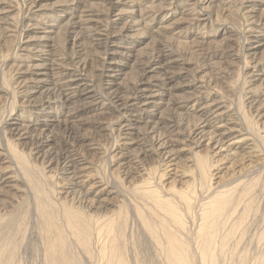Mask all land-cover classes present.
Instances as JSON below:
<instances>
[{"label":"bare ground","instance_id":"bare-ground-1","mask_svg":"<svg viewBox=\"0 0 264 264\" xmlns=\"http://www.w3.org/2000/svg\"><path fill=\"white\" fill-rule=\"evenodd\" d=\"M88 1H97V2H101V3H109V4H111L112 7L109 9V11H107V13L105 12L106 13V16H107L106 20L107 19L108 20L107 21L99 20V19H97V17H98V15L100 13L98 14L95 11H92V10H81V11H78L77 8H76V6H75V7H72L73 8V12L70 15V18L68 19V21H66L67 22L66 23V27L63 28V29L61 28V29L62 30L66 29V32L68 34L67 37H68L70 43H73V45H76L77 46V45H79L77 43H81L83 40L86 41L85 39H91V40L93 39L92 40L93 41L92 43L94 45H96V46H105L106 49H104L103 53L101 52V50L99 51V52L102 53V57H99V55H98V53H99L98 52V48H97V52L98 53H94L93 55H90V56L89 55L84 56V54H81V52H83L82 49H81V47H79L80 48L79 49L80 56L79 55H74V57H71L70 59H68L70 62L67 63L66 62L67 61L66 58L68 57L67 54H65V51L63 52V51L58 50V46H56V44L54 42V37H53L54 34L55 35H58L59 34V36L64 35V34L61 33L60 31H59V33H56L55 30H47V28H45L44 31H43L45 35L43 36V38H41L42 41H43L42 42V44H43L42 45V48L41 47L40 48L37 47L36 49H33L32 52L29 51V53H30L29 54L30 55L29 58L32 59V60H34L35 62H33V64L30 63L28 66H25L26 70H24L23 73H22V74L30 75V76H25L24 75V79L25 80L23 79V81H22V83L24 85L23 86L24 87V90L22 92H23V95L27 96V98H29V97L33 96L35 93H37L40 88H44L45 91H47V93H46L47 96L45 98H49L48 100H51V99L54 100V98H55L56 100H58V102H59L58 104H60L63 107H68V112H67V114L65 116V121L62 122V126L64 127V131L63 132H65V136H63L64 139H62L61 141L57 142V140H59V138H57V136H58L59 133L57 134L56 132H53L51 130L48 131L49 130L48 127L51 124L50 122L56 121V117L55 116H56V113L57 112L56 113L55 112L54 113L51 112V114H48V113H46V114L45 113H39V114H41V116L39 115L40 118H35L33 120L31 118H29L28 121L27 120L24 121L21 118L20 119H14L15 121H13V123L11 122V125H9L10 128L9 129L7 128V130H8V132H10L12 134L10 136L15 137V139H16V137L22 138V139H29L31 137L33 139V137H34L36 139L35 140L36 149H38L37 154L42 153V151L44 150V148L49 147L47 150L43 151L42 155L39 154V156L41 155L40 157H43L44 156L45 158H47L48 159L47 160V163L49 165L54 164L55 165V168L59 169V171H61V172L64 173V180H65V182L67 183L68 186H66V187L64 186L65 187L64 188V191L63 190H61V191H63V194L66 195L65 196L66 198L67 197H71V199H73V201L71 200L72 203L75 202L74 200H77L76 203H78V207H82V208L88 209L89 210V213L87 212L88 214H90V212L94 211L95 213L96 212L99 213V214H97L99 216L100 215L108 216L106 218L104 217V219H108L109 218V214H110V217H111L115 212L113 214H111L112 212L111 211L109 212V207H112L114 205L113 203H114V199L115 198L113 196V190H110V187L107 184V181L104 184L101 181L92 183L87 188L86 192H83L82 191L84 189V187H85L86 180H88L89 178L86 179V175L87 174H84V171L86 170V167L87 166H86V164L84 162L85 159L84 158H83L84 160L82 159L83 155H82L81 151L82 152L83 151L86 152V149H84V148H86L89 145V141H90V136H89L90 135V132L88 130H86V129H83V127L86 126V125H89V124H91V126H97L98 128H100V126H98L99 124L96 123L95 121L89 122L91 120H89L88 118L87 119L89 121L78 122L79 124L78 123H75V119L78 118L85 110H87V108L89 107V105H92V106H95V104L96 105H99V104L102 105V103H100V101L99 102L97 101V97L95 96L96 94H93L97 90L94 89L95 90L94 92H92L91 90H89L90 87L88 86L89 85L88 82H89L90 77H87L86 74H85L87 72V70L89 69V71H88L89 74L92 75V77H97L98 75H95L93 73H95V71H98V70L96 68H93L92 65H93V62L96 61L95 59H97V58L98 59L99 58L102 59V63H101L102 64V66H101L102 69L100 70L99 76H102L103 74H104L103 76H105V78L103 79L104 80L103 81V90L105 92V97H107L108 100H109L108 101L109 102L108 104L112 105V107H109V110H107V108H106V110L109 111V112L110 111L111 112H113V111L114 112H117L119 114L118 116H121L122 117L121 120L118 119V118L117 119L115 118V120H116L117 123L116 124L114 123V124L116 125V129H118V131H120V133L122 134V136L123 135H124V137L126 136V140L127 141H130L129 143H125V144H130V145L131 144H133V145H139V144H141L140 147L143 148V147L146 146V144H145V142L143 140H146V141H148V143H150L152 149L154 147L155 149H157V151L160 152L159 155L162 156L163 160L165 162H167V165H168L167 166V170L168 171L166 170V172L164 171V173L161 174L162 176H160L159 179H161V180L159 182L156 179V177L154 178V179L157 180V181L154 180L155 182H158L157 184L154 181H152V182H154L155 185H152V183L150 181L148 182V180L150 178L152 179V175L154 177V174H152L154 172L151 171V174L152 175H150V171H148V173L150 175V176L149 175L148 176L150 178L147 179L148 176H146V178H145L144 181H139L138 182V184H140L138 188L135 186L137 188V190H136V193L137 194H135V195H137L138 197H135L134 196V199L135 198H138L140 200V202L142 201L143 205L145 206L143 208H145V209L148 208L147 209L148 211H147V213H144V210L145 209L140 208L141 204L140 205L139 204L138 205H135L136 204L135 203L134 204L135 206L133 204L131 206H132V209L133 208L135 209L134 210L135 211L134 212L135 215L140 219V220H137V219L136 220L137 221H140V224H141L142 229H143L142 234L144 235V237L146 239L149 240V242H152V243H149V242H147V240H145L143 238V242H142V239H141V243L140 244H143V243L144 244H147V243H149L148 244L149 247L150 246L152 247V245H150V244H154V246H156L158 248V250L160 251L159 254L162 255L161 257H163L165 259V262L166 263L163 261L165 264H219V262H221L222 259L225 258L229 254L226 251L227 250L226 245H227V241L231 239L230 233L233 230L230 231V233L227 232V234H222V232H220V231H221L222 227L225 225V222L226 221H229V220H226L229 217V216L227 217L226 213H229L228 212V210H229L228 207H230L229 205H232V204H230L231 201L232 200H233V202H234V200L237 201L236 199H232V196L235 195V194H233V192L235 190H232V189H234L233 187H232L231 190H225L227 188L224 189V187H223V189L225 191H223V192H220L219 191V194L218 195L215 194L216 196H212V197L211 196H208L209 198L208 197H206V198H203L202 197V199H201V196H198L201 199L199 201L196 200V199H194V195H200V194H198V190L199 189L201 190L202 193H208V192L211 191V189L214 190V188L216 190H220L217 187L218 186H221V184H224V181H222V180L225 179V177L227 175H229L231 172L230 173H227V171H226L224 174L218 176V174H220V172L216 173L215 171L218 170V168H219V165H220L219 162L222 161V160H223V162H225L224 160L229 159L231 156H234L235 155V152H233V150H236V148L237 149L243 148L242 147V144H239V143L240 142H245L247 138H244V139H241V140H235L234 139L227 146H225L226 145V142L225 141H226L227 136L234 135V133H236V132L239 133L240 130H241L240 129L241 127L239 128V131H238V129H237L238 128V126H237L238 124L236 122L235 115H231L230 112H229L230 109H228L226 107L227 105L225 106L224 105L225 103L222 104V102H221L222 100L219 101L218 99L213 98V96H212L211 93H208V96H203L202 95L203 92H201V91L198 90L197 91V94H195V95L193 93H190L189 92L190 95H187V96L185 95L186 97L184 96L185 98H183L182 100H174V99H171L170 98V96H169L170 94H168V93L170 92V90L173 87H171V86L169 87L168 85H170L171 80L173 78H175L177 74H184L183 73L184 70L188 71V66H186V65L189 64V62H186L187 60L186 61H182L181 60L182 57L178 54L179 52H177V51L174 50V46L175 45L173 46L172 45V42H174L175 39H166L167 41L165 43L162 42L161 44L159 43L160 45L157 44L155 47H153L152 50H150L147 53H144L145 55L144 56H141V57H140V55L138 53H136L134 55L133 52H132V48L129 47V46H126L128 44L127 41H129V40H126L125 41L126 44L123 43L124 42V38H129V36H132V35H133L132 37H134V36H139L140 37L143 33L145 34V32H147L148 29H151V26L153 25V23H155V19L153 18L155 15L152 17L151 20H150V18L149 19H144L145 16L143 18H141V19L140 18H137V15L138 14H140L139 17H141V10L139 11L140 13H138V10L135 8L137 6L134 5V3L136 4V1L135 0H88ZM207 1H209V0H207ZM211 1H213V0H211ZM256 1L257 0H245V2H244V6H246L245 7V11H246L247 17H248V21H247L248 22V27H250L249 28V32H248L250 35L247 37V40H246L247 43H248V46L246 47V52L245 53H247V56L252 57L253 59H256L255 60V63H254L255 66H253V67L258 72V74L254 73V72L253 73L251 72L252 74L251 73L250 74L248 73V75H249L248 77L251 78L250 79L251 82H252V80L253 81H256V82L257 81H260L263 78L262 76H264L263 75L264 74V70H263V67H264V63H263L264 62V49H263V47H264V30H262V27L264 28V11L259 15V13H258V6L256 4ZM86 2H87V0H78V1L74 0V3H82V4H85ZM7 3H9V2H7ZM121 4L130 5L131 8L128 9V10H126V9L125 10H123V9H120L119 10L118 7ZM209 5H211V4H209ZM159 6H157L158 8L156 7L158 9L157 11H159V8H160V10L164 9V8H162L163 6L162 7H159ZM97 7H99V6H97ZM99 9H100V7H99ZM99 9H98L99 12L100 11L103 12V10H99ZM117 10H119V11L116 12ZM151 11H153V10H151ZM155 11H156V9H155ZM144 12H145V10H144ZM142 14H143V11H142ZM123 15H125V16L127 15V17H126L127 20L124 21L122 23L121 27H120V24H121L120 21L122 20L121 17ZM156 16H157V14H156ZM203 16H204V14L203 13H200L198 16H195L194 19H192L190 22H192V24H194L193 22H197V21L198 22H202V21H205V18L206 17L203 18ZM247 17H245V18L247 19ZM58 22H59V20H58ZM161 23H159V24H161ZM49 25L50 26H53L51 23ZM156 25H158V24H156ZM8 27H7L6 30H8V32L9 31L11 32L13 30V28L11 30V29H8ZM203 27H204V25H203ZM58 30H60V28ZM159 30H160V27H159ZM2 32H4V30ZM13 32H14V30H13ZM60 33H61V35H60ZM188 34H189V32H188ZM13 35H15V34H13ZM180 35H178V36H180ZM178 36H177V38H178ZM182 36H184V35H182ZM16 38L14 37V40L13 41H15ZM66 38H64L63 40H65ZM60 39H61V37H60ZM58 41H59V39H58ZM196 41L197 40H195V42ZM190 42L192 43V41H190ZM66 43H67V41H66ZM62 44H64V43H62ZM87 44H89V43H87ZM91 44L86 45V46L89 47ZM177 44L178 45H176V46H179V41H178ZM193 45H194V42H193ZM197 45H199V44H197ZM201 45H203V43ZM63 46H65V44ZM82 47H84V46H82ZM191 47H193V46H191ZM77 49H76V51H77ZM211 50H212V48H211ZM215 50H217V49H215ZM192 51H194V50H192ZM207 51L209 52V50H207ZM207 51H204V52H207ZM244 51H245V49H244ZM71 52H72V50H71ZM189 52H191V51H189ZM198 52H199V50H198ZM183 54H184V52H183ZM196 54H198L197 53V50H196ZM260 54H262V56L259 57ZM32 55L34 57H32ZM234 55H235V53H234ZM113 56H115V57H113ZM196 58H197V56H196ZM200 58L202 59V57H200ZM244 58H248V57L245 56ZM194 59H195V57H194ZM130 60H132V61L135 62V65L137 66V69L139 70V71H137L138 72V75H136L137 77L135 76L136 79L133 80V82H131L132 84L130 86L127 84L128 85L127 87L121 88L122 85L121 84L120 85H117L116 81H117L118 76L121 74V72L123 70L121 68V66L126 65L127 62L130 61ZM247 61H246V64L248 65V62ZM90 62H92V63H90ZM249 62H250V60H249ZM198 64H200V63L198 62L197 65ZM226 64H227V62H226ZM203 65H204V63H203ZM216 65L217 64H215V66ZM215 66H213V67H215ZM249 67H250V63H249ZM201 68H202V66H201ZM202 69H201V71H202ZM240 70H241V68H240ZM191 71H192V69H191ZM197 71H200V70H197ZM194 73H199V72H194ZM240 73L242 75V72L241 71H240ZM194 76L197 78V74H195ZM213 76H215V75H213ZM238 76H239V74H238ZM97 79H100V78L98 77ZM199 79H201V78H199ZM100 81L98 82L99 84H101ZM219 81H220V79H219ZM245 81H244V84H247V83H245ZM190 82L188 81V83H190ZM226 84H227V82H226ZM216 85H217V83H216ZM262 85H264V84H260V87ZM97 88L99 89V87H97ZM209 88H210V86H209ZM246 88H248V87H246ZM263 89H264V86H263ZM213 90H214V88H213ZM257 90H259V89H257ZM203 91H205V90H203ZM217 91H219V89ZM244 91H245V89H244ZM246 91H248V93H249V90H246ZM214 93L216 94V92H214ZM263 94H264V92H263ZM40 95H39V97H40ZM101 95H104V94H101ZM251 95H252V93H251ZM176 96H177V94H176ZM176 96L174 95V97H176ZM263 96L264 95H262L261 97H263ZM76 97H78L77 100H76ZM244 98H245V96H244ZM74 99H75V101H73ZM223 99L225 100L226 97L224 96ZM252 99H254V100L252 102H250V105H251L250 108L253 107L252 109H254L255 112L257 113V115H259L263 119V117H264V97H263V99H261V98L257 99V98L252 97ZM41 101L42 100H40V102ZM96 101H97V103H96ZM239 101H240V99H239ZM24 102H27V100H25ZM226 102H227V100H226ZM228 102H229V100H228ZM242 102L244 103V101H242ZM29 104H30V102H29ZM33 104H35V103H33ZM37 104H39V103L37 102ZM103 104H104V102H103ZM40 105H42V104H40ZM44 105H46V103H44ZM190 105L192 106V108L189 110V113L190 114H188V115H185V113L184 114H181V113L179 114V112L177 113V112H175L172 109L173 106H176L177 109H179L180 107L188 109V107ZM230 105H232V104H230ZM250 105H248V106H250ZM104 106H106V105H104ZM159 106H161L162 108L164 106H166V111L167 112L168 111H171V112H168V115H169L168 116L169 117L168 119H164L163 116H159V115H161L160 114L161 111L160 112H156L158 110ZM170 106H172L171 109L168 108ZM101 108H103V107L101 106ZM100 110H102V109H100ZM239 110H240V108H239ZM242 110L243 109H241V111ZM241 111H239V112H241ZM244 111H245V109H244ZM31 112H32V110H31ZM236 112H238V111H236ZM243 114H244V112H243ZM157 115L159 117H157ZM239 115H241V114L239 113ZM114 116H117V115H114ZM153 116H154V118L157 121L150 120L151 118H153ZM241 117L240 118L237 117V118H239V120H242ZM245 117H246V115H245ZM108 118H110V116H108ZM248 119H250V116H249ZM251 119L249 120V122L251 121ZM73 120H74V123H73ZM243 120H244V118H243ZM59 122L60 121H58V123ZM106 122H107V120H106ZM254 122H253V124H254ZM244 124L245 125H243V126H247L246 122ZM107 125H108V123H107ZM250 125L251 124H249V126H247V127L249 128ZM256 125H253L251 128L255 129L254 126H256ZM55 126L53 125L52 127H55ZM183 128L185 130L188 129V134L186 133L187 134L186 138L185 137L184 138H180V136H179L180 133H181L180 130L183 129ZM258 128H261V127H258ZM37 129H40V130H37ZM246 129H244V130H246ZM53 130H54V128H53ZM92 131H94V130H92ZM261 131H262V129H261ZM252 133H256V132L254 131ZM95 134L97 135L98 133H95ZM239 134H243V133H239ZM260 134H261V132H260ZM61 135H63V134H61ZM4 136H5V134H4ZM132 136H136V137H132ZM261 136H259V137H261ZM255 138H257L256 141L259 144L260 143H261V145H262V143L264 144V138L263 137H261V139L259 140V138L256 137V135H255ZM255 138H254V141H255ZM114 139L116 140L117 137L115 138V136H114ZM250 139H252V138H250ZM55 141L58 143V147H57L56 150H54V151L51 152V150H52L51 143H54ZM117 141H118V139H117ZM254 141H253V143H257V142H254ZM116 142L114 144H116ZM188 142H190V145H194V148H196V149H202L203 148L202 150H200V151H203V154H200L199 155V152L200 151L198 150V152L196 151V153L194 155L195 156V159H197L196 161L194 160L196 162V163L194 162L195 165H196V168H195V166L193 167V168H195L197 170V174H195L197 176L194 178V175L192 174L193 175V178H194V181H188L190 178L188 180H185L184 181V179L182 178L183 176H181L182 174L179 175V172L177 171L178 169L176 170V166L181 161V155L183 154V152H184L183 150L185 149L184 147L182 148V146H183V144H185L186 146H188L189 145V144H187ZM14 143H16V142H14ZM27 143H28V141L26 142V144ZM90 144H92V143H90ZM112 146H114V145L112 144ZM6 147H5V149L8 148V147L7 148ZM149 147L146 150L145 149H139L138 148L139 151L141 152L140 155L142 157H144V158L147 157V154L146 153H148ZM94 148H95V146H94ZM96 148H99V147H96ZM9 149H10V151H12L10 147H9ZM122 149H124V148H122ZM247 149H251V148H249V146H247ZM247 149H246V147H244L242 150L245 151V153H246V150ZM13 150H16V149H13ZM105 150H104V152H106ZM262 150H263V148L261 149V151ZM6 151H8V150H6ZM109 151H108V153H109ZM14 152H16V151H14ZM101 152H102V150H101ZM101 152H100V154H102ZM222 152H227L228 154L226 153L224 155V153H222ZM3 153L6 154L5 152H3ZM106 153H104V154H106ZM116 153H117V151H116ZM193 153L194 152H192L191 154H193ZM240 153H242V152H240ZM240 153H239V155L241 156ZM4 154H3V156H5ZM97 154H99V153H97ZM127 154H128L127 152L126 153L119 152V156L121 158H122V156L125 157V155H126V157L124 158V161L125 162H123V160H122L119 163V166H117V168L118 167L123 168V167H125V165L128 167L130 161H129V155L127 156ZM243 154L244 153H242V157L244 158V155ZM84 155H85V153H84ZM102 155L100 157H102ZM134 155H138V154H134ZM155 155H156V152H155ZM253 155H254V153H253ZM94 156H95V154H94ZM106 156H108V155L106 154ZM150 156H152V155H150ZM190 156H192V155H190ZM194 156H193V158H194ZM219 156H222V158L220 157L221 160L220 159H216ZM255 156H256V154H255ZM136 158H138V157H136ZM10 159H12V157H10ZM98 159H99V162H100L101 161L100 158H98ZM152 159L155 160L154 158H152ZM184 159H186V158H184ZM89 160H90V157H89ZM130 160H132V159H130ZM140 160H142V159H140ZM149 160L152 161L151 159H149ZM156 160L158 161L160 159H158V157H157ZM188 160H190V159H188ZM249 160H250V158H249ZM36 161H37V159H36ZM143 161L144 160H142V162ZM233 161L234 160H232L231 162H233ZM242 161H243V159H242ZM13 162H14L13 164L16 163L15 161H13ZM152 162H155V161H152ZM6 163H11L12 164V162H9V161H5V163L3 162V164H6ZM41 163L43 164V161ZM138 163H140V162H138ZM147 163H145V164H147ZM159 163L160 162H158V164ZM234 163L235 162H233V164ZM108 164H110V163H108ZM113 164H115V163H113ZM237 164H239V163H237ZM261 164H260V166H262V165L264 166V164H262V165ZM190 165H188L189 166V170L192 167V165H191V167H190ZM98 166H100V165L98 164ZM161 166H160V168H161ZM13 167L16 168V166H13ZM93 167L94 166H92V168ZM109 167H111V165L108 166L107 168H109ZM141 167H143V166H141ZM154 167L155 166L153 165V168ZM172 167H174V168H172ZM184 167H182V168H184ZM255 167H253V171L256 170V169H254ZM1 168H2V166H1ZM88 168H89V166H88ZM94 168H96V167H94ZM129 168L132 169L131 167H129ZM150 168L152 170V167H150ZM164 168H162V170ZM226 168H225V170H228L229 169V168H227V169ZM242 168H244V167H242ZM6 169H7V166L6 167L4 166L3 169H0V170L1 171H6ZM37 169H38V167H37ZM119 169L120 168H118L117 170H119ZM240 169H241V167H240ZM189 170H187V171H189ZM37 171H39V169ZM98 171H99V167H98ZM137 171L140 172V174H141V171H139V170H137ZM190 171H192V170H190ZM253 171H251V172H253ZM257 171H258V168H257ZM247 172H250V171H247ZM3 173L4 172L0 173V174L3 175L2 178H1V182H0V195H4L6 193H7L6 195H8L9 194V191H12V190H15L16 189V187H15V186H17V184H16V178L13 177V176H11L12 174L11 175L4 176ZM108 173H110V175L112 176L111 173L114 174V171L113 172L110 171ZM116 173H115V175H116ZM135 173H137V172H135ZM145 173L146 172H144V174ZM157 173H158V175L160 174L159 172H157ZM157 173H155V174H157ZM182 173H184V172H182ZM39 174H41L40 171H39ZM121 174L118 173V175H121ZM243 174H242V176H243ZM16 175L18 176V174H16ZM107 175H109V174H107ZM110 175H109V177H111ZM141 175H142V177H145L143 174H141ZM230 175H229V177H230ZM232 175H233V173H232ZM245 175H246V172H245ZM251 175H252V173H251ZM166 176H167V178H166V180L164 179L165 180L164 181L163 180V177H166ZM189 176H191V173H190ZM117 177L119 178L120 176H117ZM99 179H101V176H100ZM115 179L116 178H114V180ZM129 179H130V181L134 182V180H131L132 177L129 178ZM133 179H136V178H133ZM237 179H238V177H237ZM246 179H249V178H246ZM116 180H115L114 184L116 182L120 184L121 182L124 181L123 179L120 180L121 182H118V180L117 181ZM214 180H216V181H214ZM243 181H245V180H243ZM135 182L137 183V181H135ZM188 182H190L191 185L189 184L190 186H188V185L185 186L186 187L185 190H187V188H189L188 190H190V191L192 190L191 192L188 191L189 193H182L183 190L180 191L181 189H179V188L176 187L177 183H180L181 185H184V184L186 185V184H188ZM26 183H27V181H26ZM53 183H56V182H53ZM119 184H117V185L119 186ZM138 184H136V185H138ZM54 185H56V184H54ZM59 185L60 184H58V186ZM127 185L129 186V182H127ZM225 185H227V184H225ZM234 185L235 184H233V186ZM236 185H238V184H236ZM114 186H116V185H114ZM114 186H113V188H114ZM126 186H125V188H126ZM230 186H232V184ZM246 186L244 185L245 189H246ZM40 187L41 186H39V188ZM45 187H47V186H45ZM135 187L132 188V189H135ZM227 187H228V185H227ZM116 188H118V187H116ZM118 189H121V188H118ZM53 190H52V192H53ZM123 190L124 189H122V191ZM252 190H254V189H252ZM245 191L247 193L250 190L249 191L248 190H245ZM42 192H43V190H42ZM59 192H58V194H59ZM124 192H127V190L124 191ZM129 192H128V194H130ZM35 193L36 192H34V194ZM238 193H239V191H238ZM55 194H57V193L55 192ZM118 194H120V192ZM118 194H117V196H118ZM9 195H12V193L9 194ZM49 195L52 196V194H49ZM252 195H251V198H252ZM43 196H45V194ZM43 196H36V199L38 200V202L40 200V199H38V197H43ZM130 196L132 197V195H130ZM206 196H207V194H206ZM120 197H122V195ZM47 198H46V200L48 201L50 198H48V199ZM245 198H246V196H245ZM51 199H52V197H51ZM55 199L58 200V198H55ZM2 200H5V199H2ZM37 200H36V202H37ZM119 200H121V199H119ZM119 200H117V201H119ZM129 200H132V199L129 198ZM193 200H195V201H193ZM238 200H240V197H239ZM241 200H243V198ZM5 201H7V200H5ZM42 201H40L41 203H38V204H40V206H41V210H40L41 213L40 214H43V215H41V218H44L46 220V227H47L46 232L49 235H52L53 236L52 239L55 237V240L54 241L51 240V242L49 243L50 244V248L47 245V248H49V250H48V252H49L48 253V256L50 257V261H52V264H81L83 261L80 262V259H82L83 257H81L78 260L79 263L76 262L77 260H75V258H74V256H75L74 255V252H72L73 249H71V248L76 247V246H73V245H77L79 248H81L82 252L84 251L83 252L84 254H85V252L87 254L90 251H92L93 250L92 248L98 249V252H97V250H94V251H96L98 253L97 256L99 258H101V260L102 259L103 260H106L107 261V264H127V261H129V259L132 258V257H130V258L128 257L129 259L127 261H126L127 258H125L126 251L124 252V249L126 248V246H124L125 244H123V242L124 243H126V242L123 241V236H124V230H125L124 227H125V225L127 223V216L128 215H126V213L123 212L124 211L123 209L117 211L116 214H114L115 217H116V219L114 217V220H113V217H112V221H111V219L109 221L106 220V222L108 221V223L105 222V224H104L103 223V221H105L104 219H102L103 221H101L100 219H99V221L97 219H96V221H93V220H95V219H92V216L91 215H93V214H90V215H88L87 218H85V216H87V215L84 214L85 215L84 216L81 211H79V210L78 211L68 210V209H66L68 207H66V205H65L66 208L65 207L64 208L66 210L65 209L58 210V211H63V210L65 211V215H63V214H62L63 216L61 215L62 216V219L64 217V220H60V221H63V222H59L58 221L59 219H56L55 218L56 215L53 212L55 210L53 209V211H48L47 209L49 207H47V205L48 206H50V205L49 204L46 205ZM50 201L51 200H49V202ZM59 201H63V199L62 200H59ZM59 201H58V203H61ZM243 201L245 202L246 200H243ZM64 202H65V199H64ZM64 202H62V203H64ZM136 202H138V201H136ZM196 202H199L198 203V207H200L199 208L200 209V212L198 213V215H197V213L194 212V208L197 207V203ZM241 202L242 201H240V203ZM50 203L52 204V202H50ZM58 203L55 201V204H58ZM122 203H124V202H122ZM253 203L254 202H252V205H253ZM33 204H35V203H33ZM55 204H53V205H55ZM237 204H236V206H237ZM247 204H251V203L250 202L249 203L247 202ZM38 206L39 205H37V207ZM40 206H39V208H40ZM55 206L56 207L59 206V208H60V205H55ZM63 206H64V204H63ZM63 206L61 204V207H63ZM178 206L179 207H183L184 213H183V210L182 209H181L182 211H180L178 209ZM246 206L248 207V205H246ZM74 207H76V209H77V206L76 205ZM251 207H253V206H251ZM120 208H121V206H120ZM234 209H237V208H234ZM243 209H245V207ZM33 210H34V208H33ZM36 210H37V208H36ZM127 210H128V208H127ZM231 210L233 211V209H231ZM84 211H86V210H84ZM103 212H104V214H103ZM35 213L38 216L39 210H37V212L35 211L34 214ZM84 213H86V212H84ZM243 213H244V210H243ZM58 214H60V212H58ZM129 214H130V210H129ZM230 214H232V213H230ZM244 214H242V215H244ZM235 215H237V214H235ZM42 216H44V217H42ZM186 216H190V219H192L193 216H197L196 218L200 219V221L202 223L201 225L197 223L198 225H200V228L196 232V234L194 233L195 235L193 237V239H194L193 241L191 239L192 237H189L185 233V224H187L185 221H187V220H184V218ZM232 216H234V215L233 214L230 215V217H232ZM38 217L40 218V216H38ZM59 217H60V215L58 216V218ZM131 217H134V216L132 215ZM35 218H36V215H35ZM39 218H38V220H42L41 218L40 219ZM94 218H99V217L97 216V217H94ZM196 218L194 217V220ZM234 219H237V218H234ZM248 219H249V217H248ZM0 220H1V218H0ZM196 222H198V221H196ZM196 222H195V224H196ZM230 222H232V221H230ZM239 222L241 223L242 221L240 220ZM3 223H5V222H3ZM59 223L60 224L62 223V224L60 225ZM101 223H103V224H101ZM191 223H192V220H191ZM242 223H244V221ZM135 224H137V222H135ZM245 224H246V222H245ZM4 225H7L8 226L7 228H11L10 225H8V224H4ZM131 225H134V224H131ZM192 225H194V223ZM248 225L249 224H247V226ZM239 226H237V227L240 230H242L241 229L242 227L240 226L241 227L240 228ZM194 227L197 228L196 225ZM194 227H193V229H194ZM231 227L234 228V226H232V225H231ZM40 228L43 229L42 227H40ZM243 228H245V227H243ZM137 229L139 230V228H137ZM246 229H247V227H246ZM9 232H10V230H9ZM41 232H40V237L42 238L43 234H45L46 232L43 231L42 232L43 234ZM126 232L128 233L127 230H126ZM188 232H190V231H188ZM0 233H1V230H0ZM11 233H9L8 235H10ZM239 233H240V231H239ZM245 233H246V231H245ZM3 234L4 233L2 231V235L1 236H3ZM67 235H69L70 237L68 238ZM191 235L193 236V234H191ZM234 235H235V233H234ZM263 235H264V233H263ZM7 236H5V241H4L5 244H6V241H9L8 240L9 238L8 239L6 238ZM10 236L12 238L13 235H10ZM45 236H47V234ZM130 236L131 235H129L128 237H130ZM49 237L51 239V236H49ZM259 237H261V236H259ZM13 238H12V240H13ZM46 239H47V237H46ZM46 239H44V240H46ZM50 239H49V241H50ZM234 239L235 238H233L232 240H234ZM12 240H11V242H12ZM44 240L42 238V241H44ZM243 241H244V239H243ZM2 244H4V243L3 242L1 243L0 249L3 250V248H1V247H3L4 245L2 246ZM235 244H237V243H235ZM130 245H132V244H130ZM228 245H231V246L233 245L234 246V243H232V244H229L228 243ZM238 246H239V243H238ZM238 246H236V247H238ZM127 248H128V246H127ZM70 249H71V254L73 253V255L70 254ZM130 249H128V250H130ZM231 249H233V248L231 247ZM4 250H5V248H4ZM76 250H78V251H77V254H76V252H75V254H76V256H78L79 255L78 253H80L79 252L80 249L77 248ZM131 250H130V252H131ZM238 250H240V248L237 249V252L236 253H238ZM228 251L230 252V249ZM235 251H233V252H235ZM243 251H245V250H243ZM96 252H95V255H96ZM225 252H226L227 255H224ZM92 253H94V252H92ZM3 254L5 255V253H3ZM246 254L244 253L243 255H246ZM81 255H83V254L81 253ZM127 255H126V257H127ZM231 255H229V256H231ZM86 256H84V257H86ZM158 256H160V255H158ZM2 257H5V256H2ZM257 257L259 259V256H256V259H257ZM6 258H9V257H6ZM227 258H228V256H227ZM247 258H248V256H247ZM97 259L98 258H96V260ZM132 259H134V257ZM132 259H130V260H132ZM154 259L155 258L153 257V260ZM250 259H251V257H250ZM1 260H3V259H1ZM45 260H47V258ZM224 260H223V262L225 263L226 261H224ZM47 261L49 262V260H47ZM88 261H89V259H88ZM98 261L99 260H97V262ZM133 261H132V263H133ZM233 261H236V260H233ZM256 261H259L258 264H264V255L260 258V260H256ZM136 262L138 263V261L135 259V263ZM159 262L160 261H158V263ZM163 262L161 261L160 263L164 264ZM241 262H243V261L241 260ZM95 263H96V261H95ZM2 264H3V262H2Z\"/></svg>","mask_w":264,"mask_h":264},{"label":"rangeland","instance_id":"rangeland-1","mask_svg":"<svg viewBox=\"0 0 264 264\" xmlns=\"http://www.w3.org/2000/svg\"><path fill=\"white\" fill-rule=\"evenodd\" d=\"M76 1H78V0H76ZM135 1H136V4L134 3V5L137 6L135 8L138 10V13H140L139 11L141 10V17H139L140 14H138L137 15V18H140L141 19V18H143L145 16L144 19H149L150 18V20H151L152 17L155 15L153 18L155 19V23L158 24V25H156L155 23H153V25L151 26V29H148L147 32H145V34L143 33L140 37L139 36L132 37L133 36L132 35V36H129V38H124V42L123 43L126 44L125 41L126 40H129V41H127L128 44L126 46H129V47L132 48V52H133L134 55L136 53H138L140 55V57H141V56H144L145 55L144 53H147L150 50H152L153 47H155L157 44H159V43L161 44L162 42L165 43L167 41L166 39H175L174 40L175 43L172 42V45L173 46L175 45L174 46V50L177 51V52H179L178 54L182 57L181 58L182 61H186L187 60L186 62H189V64L186 65V66H188V71L184 70L183 71L184 74H177L176 77L171 80L170 85H168L169 87L171 86V87L174 88V89L172 88L170 90V92L168 93V94H170L169 95L170 98L171 99H174V100H182L187 95H190V93H193L194 95L197 94V91L198 90L201 91V92H203V94H202L203 96H208V93H211L212 96H213V98L218 99L219 101L222 100L221 101L222 104L225 103L224 105L225 106L227 105L226 107L228 109H230L229 110L230 114L231 115H235L236 122L238 124L237 125L238 126V128H237L238 131H239V128L241 127L240 128L241 130H240L239 133H243V134H239L238 132H236V133H234V135L227 136L226 141H225L226 142V145L225 146H227L234 139L235 140H241V139L247 138L245 142H240L239 144H242V147L243 148L246 147V149H247V146H249V148H251V149H247L246 150V153H245V151L242 150L243 148H240V149H237L236 148V150H233V152H235V155L234 156H231L229 159H226L227 161L224 160L225 162H223V160L219 162V164H220L219 165V168H218V170L215 171L216 173L220 172V174H218V176L224 174L226 171H227V173H230L231 172L230 173L231 175L229 174L230 177H229V175H227L225 177V179L222 180V181H224V184H221V186H218L217 187L220 190H216L213 187L214 190L211 189V191H210L211 193L210 192H208V193H202L201 190L199 189L198 190V194H200V195H194V199H196V200L199 201V200L202 199V197L203 198H206L208 196H211V197L212 196H216V195L219 194V191L220 192H223L225 190H231L232 187L234 188L232 190H235L234 191L235 193L233 192V194H235V195L232 196V199H236L237 201H235V200H234V202H233V200L231 201L230 204H232L234 207L232 205H229L230 207H228V209L230 211L228 210L229 213H226V215H227V217L228 216L230 217V215L233 214L235 217L234 216H232L233 218L232 217H230V218L228 217L229 219L227 218L226 220H229V221H226L225 222V225L222 227V229L220 231V232H222V234H227V232L230 233V231L233 230L230 233L231 239L227 241V245H228V243L229 244L234 243V246L233 245L232 246L231 245H228V246L226 245V248H227L226 251L229 254L227 255L226 252H225L224 255H227L228 258H227V256L226 257L224 256L225 258H223L222 261L220 260L221 262H219V264H227V263L228 264H231V263L232 264H234V263L235 264H254V263L255 264H258L259 261H256V260H260V258L264 255V251H263L264 250V235H263V233H264V166L262 165V164H264V147H263L264 144L262 143L263 146L261 145V143L259 144L256 141L257 138H255V135H256V137L259 138V140L261 139V137L264 138V132H263L264 131V128H263L264 127V122H263L264 121V117L262 119L259 115H257V113L255 112V110L252 109L253 107L250 108L251 107L250 102H252L254 100V99H252V97L257 98V99H259V98L263 99L264 96L263 97H261V96L264 95L263 94V92H264L263 91L264 90L263 89V86L264 85H262L260 87V84H264V76H262L263 77L262 80L257 81V82L256 81H253V80L251 82L250 81L251 78L248 77L249 76L248 73L250 74L251 72L252 73L254 72V73L258 74V72L253 67V66H255L254 63H255V60L256 59H253L252 57L247 56V53H245L246 52V47L248 46V43H247L246 40H247V37L250 35L248 33L250 27H248V22H247L248 21V17H247V13L245 11V7L246 6H244L245 0H213V1H211V0H209V1H207V0H135ZM7 2H9V3H7ZM209 4H211V5H209ZM256 4L258 6V13L260 15L264 11V0H257L256 1ZM75 6H76V8H77L78 11H81V10H92V11H95L96 13H98V14L100 13L98 15L97 19L103 20V21H107L108 20V19L106 20V18H107L106 13L112 7L111 4H109V3H101V2H97V1H88V0H87V2L85 4H82V3H74V0H0V156H1L0 157V163H1L0 164V169H3L4 166L5 167L7 166V169H6L7 172L0 170L1 171L0 173L4 172L3 173L4 176L11 175L12 174L11 176H13V177L16 178V184H17V186H15L16 187L15 190L9 191V194L12 193L13 196L12 195H9V194L6 195L7 193L4 194V195H0V206L2 207V208L0 207V218H1V220H0V230H1V233H0V241H1L0 242V245L3 242L4 244H2V246L3 245L5 246V247L4 246L1 247V248H3V250L5 248L4 251L2 249H0V256H1L0 257V264H2V262H3V264H44V263L45 264L46 263L47 264H52V261H50V257L48 256V253H49L48 250L50 248V244L49 243L51 242V240L54 241L55 240V237L52 239L53 236L52 235H49L46 232V230H47L46 220L44 218H41V215H43V214H40L41 213V211H40L41 210V206L38 203H41L40 201H42V200H43L42 202L44 204H46V205L49 204L50 205V206L47 205V207H49L47 209L48 211H53V209L55 210L53 212L56 215L55 218L56 219H59L58 220L59 222H63V221H60V220H64V217L62 219V216L65 215V211L64 210L63 211H58V210L65 209L66 207H68L66 209L71 210V211H78V210L81 211L83 215L84 214L87 215V216L84 215L85 218H87L88 215L93 214V215H91L92 216V219H95L93 221H96V219L98 221H99V219L101 221H103L102 219H104V217L105 218L108 217V216H103V215H100L99 216V215H97L99 213H97V212L95 213L94 211H92V212H90V214H88L89 213V210L88 209L82 208V207H78V203H76L77 200H74L75 202L72 203L73 199H71V197H67V198L65 197L66 195L63 194V191H64V188L66 186H68V185H67V183L64 180V173L61 172V171H59V169L55 168V165L54 164L49 165L47 163V160H48L47 158H45L44 156L43 157H40L42 155L43 151L47 150L49 147L44 148V150L42 151V153H39V154H41L39 156V154H37L38 149H36V145H35V140L36 139L34 137H33V139H32V137L29 138V139H22V138L16 137V139H15V137L10 136L12 134L10 132H8V130H7V128L8 129L10 128L9 125H11V122L13 123V121H15L14 119H20L21 118L24 121H26V120L28 121L29 118H31L32 120L35 119V118H40L41 114H39V113H45V114L48 113V114H51V112L52 113H54V112L56 113L57 112L56 113V116H55L56 117V121L50 122L51 124L48 127L49 128L48 131L51 130L53 132H56L57 134L59 133L58 136H57V138H59V140H57V142H59L62 139H64L63 136H65V132H63L64 131V127L62 126V122L65 121V116H66V114L68 112V107H63L60 104H58L59 102L55 98H54V100L53 99L48 100L49 98H45L47 96L46 95L47 91H45L44 88H40L37 93H35L33 96L27 98V96L23 95V92H22L24 90V87H23L24 85H23L22 81L24 79V75L25 76H30V75L22 74V73H23L24 70H26L25 66H28L30 63L33 64V62H35L34 60H32V59L29 58V56H30L29 55L30 54L29 51L32 52V50L33 49H36L37 47H39V48L41 47L42 48V45H43L42 42L43 41H42L41 38H43V36L45 35L44 32H43L45 28H47V30H55L56 33H59V31H60L61 33L64 34V35H61V33H60L61 36H59V34L58 35H55L54 34L53 37H54V42H55L56 46H58V50L63 51V52L65 51V54H67V56H68L66 58L67 59V61H66L67 63L70 62L68 59H70L71 57H74V55H79L80 56V54H79V49L80 48L79 47H81L82 51L84 52V53L81 52V54H84V56H86V55H89V56L90 55H93L94 53H98L100 50L103 53L104 49H106L105 46H96V45H94L92 43L93 42L92 41L93 39L92 40L91 39H85L86 41L83 40L81 43H77L80 46L79 45H77V46L76 45H73V43H70V41H69V39L67 37L68 34L66 32V29L62 30L63 28L66 27V23H67L66 21H68V19L70 18V15L73 12V8L72 7H75ZM97 6H99L100 9ZM157 6H159V7H162L163 6L162 8H164V9L161 8L162 10H160V8H159V11H157L158 10L157 9L158 8ZM97 8L99 10H103V12H101V11L99 12ZM118 8H119V10L120 9H123V10L126 9V10H128L131 7H130V5L121 4ZM150 9L153 10V11H151ZM155 9H156V11H155ZM119 10H117L116 12H118ZM144 10H145V12H144ZM142 11H143V14H142ZM200 13H203L204 14L203 18L206 17L205 18V21H202V22H198L197 21V22H193L194 24H192V22H190V21L192 19H194L195 16H198ZM156 14H157V16H156ZM126 17H127V15L126 16L123 15L121 17L122 20L120 21V23H121L120 24V27H121L122 23L127 20ZM245 17H247V19ZM58 20H59V22H58ZM50 23L53 26H50L49 25ZM159 23H161L162 25L159 24ZM203 25H204V27H203ZM7 27H8V29H11V30L13 28L14 32H13V30L11 32L10 31L8 32V30H6ZM159 27H160V30H159ZM59 28H60V30H58ZM3 30H4V32H2ZM262 30H264L263 27H262ZM188 32H189V34H188ZM13 34H15V35H13ZM178 35H180V36H178ZM182 35H184V36H182ZM177 36H178V38H177ZM14 37L15 38L17 37L15 39V41H13L14 40ZM60 37H61V39H60ZM64 38H66V39L63 40ZM58 39H59V41H58ZM195 40H197L196 41L197 43L195 42ZM66 41H67V43H66ZM178 41H179V46L180 47L179 46H176V45H178L177 44ZM190 41H192V43ZM193 42H194V45L196 44L195 46L193 45ZM62 43H64L65 46H63L64 44H62ZM87 43H89V44L92 43L91 45L93 47L91 45L89 47L86 46V45H89ZM202 43H203V45H201ZM197 44H199L201 47L199 45H197ZM82 46H84V47H82ZM191 46H193L194 48L191 47ZM97 48H98V52H97ZM211 48H212V50H211ZM76 49H77V51H76ZM215 49H217V50H215ZM244 49H245V51H244ZM263 49H264V47H263ZM71 50H72V52H71ZM192 50H194V51H192ZM196 50H197V53L198 54H196ZM198 50H199L200 53L198 52ZM207 50H209V52ZM189 51H191L192 53L189 52ZM204 51H207V52H204ZM101 52L98 53L99 57H102V53ZM183 52H184V54H183ZM233 52L235 53V55H234ZM244 55L246 57H248V58H244L245 57ZM196 56H197V58H196ZM260 56H262V54H260L259 57ZM32 57H34V56L32 55ZM113 57H115V56H113ZM194 57H195V59H194ZM200 57H202V59ZM95 60L96 61L93 62V65L92 66H93V68H96L99 72L98 71H95V73H93V74L98 75V76L97 77H92V75H90L89 72H88L89 69L87 70L86 73L85 72L84 73L86 74L87 77H90L89 82L87 81L88 84H89L88 86L90 87L89 90H91L92 92H94L95 90H97L96 91L97 93L94 92L93 94H96L95 96L97 97V101L98 102L100 101V103H102V105H100V104L99 105H96L95 104V106L89 105V107L87 108V110H85L78 118L75 119V123L85 122V121H89V120H91L89 122L95 121L96 123L99 124L98 126H100V128H101L100 129L97 126H91V124L86 125V126L83 127V129H86V130H88L90 132V135H89L90 136V141H89V145L90 146L88 145L86 148H84V149H86V152L83 151L85 153V155L81 151V153L83 155L82 159L84 158L86 160L85 161L83 159L84 162H85V164H86V166H87L86 167V170L84 171V174H87V175L89 173L90 174L88 176L86 175V179H88V178L89 179L86 180L85 187H84V189L82 191L83 192H86L87 188L92 183L101 181L104 184L107 181V184L109 185L110 190H113V196L116 199V200L114 199V203H113L114 205L112 207H109V212L111 211L112 212L111 214H113L115 212L114 214H116L117 211L123 209L124 210L123 212H125L126 215H128L127 216V223H126V225L124 227L125 230H124V236H123V241H125L126 243L128 242V243L126 244V243L123 242V244H125L124 246H126V248L124 247L125 248L124 249V252L126 251V253H125V258H127L126 261L130 257H132V258L134 257V259L130 258L132 260L129 259V261H127V264H136L137 262L135 263V259L138 261L137 264H162L160 262L161 261L162 262L163 261L165 262V259L163 257H161L162 255L159 254L160 251L158 250V248L156 246H154V244H150V245H152V247L151 246H150L151 248L149 247L148 244L149 243H152V242H149V240L146 239L144 237V235L142 234V232H143L142 226L140 224V221H137V220H140V219L135 215V213H134L135 212L134 211L135 209L134 208L132 209V206L131 205L132 204L134 205L136 203L135 205H138V204L140 205L141 204L142 207L140 206V208L145 207L143 205L142 201L140 202V200L138 198H135L134 199V196L135 197H138L137 195H135V194H137L136 193V190H137V188L140 185V184H138V182L139 181H144L145 178H146V176L149 175L148 171H150V175L154 174V177L152 175V179H151L149 177L150 176L149 175L147 177V179L150 178L151 180L149 179L148 182L150 181L152 183V185H155L154 182L157 181V180L159 182L161 180L159 178H160V176H162L161 174L164 173V171L166 172L168 165H167V162H165L163 160L162 156L159 155L160 152L157 151V149H155L154 147L152 149L150 143H148V141H146V140H143L145 142V144H146V146L143 147V148L140 147L141 144H139V145L125 144V143H129L130 141H127L126 140V136L125 137H124V135L122 136V134L120 133V131H118V129H116V125H115L117 123L116 120H115V118L116 119L118 118V119L121 120L122 117L121 116H118L119 114L117 112H114V111L113 112H111V111L109 112V111H107V110H109V107H112V105L108 104L109 103L108 102L109 100H108L107 97H105V92L103 90V81H104L103 79L105 78V76H103L104 74L102 76H99L100 70L102 69V67H101L102 66V64H101L102 63V59H100V58L98 59L97 58ZM249 60H250V62H249ZM225 61L227 62V64H226ZM246 61L248 62V65L246 64ZM198 62L201 65L200 64L197 65ZM90 63H92V62H90ZM203 63H204V65H203ZM249 63H250V67H249ZM215 64H217V65L215 66ZM212 65L215 66L216 68L213 67ZM201 66H202L203 69L201 68ZM121 68L123 70H122L121 74L118 76L119 79L117 78L116 83H117V85H120L121 84L122 85L121 88H125L128 85L130 86L132 84L131 82H133V80L136 79V77H137L136 75H138V72L137 71H139V70L137 69V66L135 65V62L132 61V60L128 61L126 65L121 66ZM240 68H241V70H240ZM191 69H192V71H191ZM201 69H202V71H201ZM197 70H200V71H197ZM263 70H264V67H263ZM240 71L242 72V75H241ZM194 72H199V73H194ZM195 74H197V78L194 76ZM238 74H239V76H238ZM213 75H215V76H213ZM98 77L100 79H97ZM198 77L201 78V79H199ZM219 79H220V81H219ZM99 81H100L101 84L98 83ZM188 81L189 82L191 81V82L188 83ZM244 81L247 84H244ZM226 82H227V84H226ZM216 83H217V85H216ZM209 86H210L211 89L209 88ZM97 87H99V89ZM246 87H248V88H246ZM213 88H214V90H213ZM218 89H219V91H217ZM244 89H245V91H244ZM257 89H259L260 91L257 90ZM203 90H205V91H203ZM246 90H249V93ZM214 92H216V94ZM251 93H252V95H251ZM101 94H104V95H101ZM176 94H177V96H176ZM39 95H40V97H39ZM174 95L176 97H174ZM224 96L226 97L225 100L223 99ZM244 96H245V98H244ZM39 99L42 100V101L40 102ZM77 99H78V97H76V100ZM239 99H240V101H239ZM25 100H27V102H24ZM226 100H227V102L229 100V102L227 103ZM241 100L244 101V103L245 102L246 103L244 104ZM73 101H75V99ZM97 101H96V103H97ZM102 101L104 102V104H103ZM29 102H30V104H29ZM32 102L35 103V104H33ZM37 102L39 104H37ZM44 103H46V105H44ZM40 104H42V105H40ZM230 104H232V105H230ZM104 105H106V106H104ZM248 105H250V106H248ZM101 106L103 108H101ZM171 107L172 106H170L168 108L171 109ZM238 107L240 108V110H239ZM106 108H107V110H106ZM191 108H192L191 105L188 107V109L182 108V107H180L179 109H177L176 106H173L172 107V109L175 112H177V113L179 112V114L180 113L181 114H184L185 113V115L190 114L189 113V110ZM100 109H102V110H100ZM241 109H243V110L241 111ZM244 109H245V111H244ZM31 110H32V112H31ZM160 111H161V113H160L161 115H159V116H163L164 119H168L169 118L168 117L169 116L168 115V112H171V111H168L167 112L166 111V106H164L163 108L161 106H159V108H158V110L156 112H160ZM236 111H238V112H236ZM239 111H241V112H239ZM243 112H244V114H243ZM239 113L241 115H239ZM114 115H117V116H114ZM245 115H246L247 118L245 117ZM108 116H110V118H108ZM159 116L157 115V117H159ZM249 116H250V119L252 118L250 122H249L250 119H248ZM237 117H239V118L241 117L242 120H239V118H237ZM243 118H244L245 121L243 120ZM57 120L60 121V122L58 123ZM106 120H107V122H106ZM150 120L157 121L154 118V116ZM245 122H246L247 126H249V124H251L249 128L247 126H243V125H245L244 124ZM253 122H254V124H253ZM73 123H74V120H73ZM107 123H108V125H107ZM53 125L54 126L56 125V126L55 127H52ZM110 125L111 126L113 125V126L111 127ZM253 125H256V126H254L255 129L251 128ZM258 127H261V128H258ZM53 128H54V130H53ZM184 128L180 130L181 131V133L179 135L180 138H184V137L186 138V136L188 134V129L185 130ZM244 129H246V130H244ZM261 129H262V131H261ZM37 130H40V129H37ZM92 130H94V131H92ZM254 131L257 134L256 133H252ZM94 132L95 133H98V134L96 135ZM260 132H261V134H260ZM4 134H5V136H4ZM61 134H63V135H61ZM113 135L115 136V138L117 137L118 141H117V139L116 140L114 139V136ZM259 136H261V137H259ZM132 137H136V136H132ZM250 138H252V139H250ZM254 138H255V141H254ZM26 140L28 141L27 144H26V142H27ZM253 141L254 142H257L259 145L257 143H253ZM14 142H16V143H14ZM57 142L55 141L54 143H51V147H52L51 152L57 149V147H58V143ZM115 142H116V144H114ZM90 143H92V144H90ZM112 144L114 146H112ZM187 144L190 145V142H188ZM189 145L186 146L185 144H183L182 148L184 147L185 149L183 150L184 152L181 155V161L182 162L180 161L177 164V166H176V170L178 169L177 171L179 172V175L182 174L181 176H183L182 178L184 179V181L185 180H188L189 178L190 179L188 181H194V178L197 176V175H195V174H197V170L195 169L196 168V165H195L196 162L195 161L197 159H195V156L194 155H195L196 151L198 152V150L200 151V150L203 149V148L202 149H196V148H194V145H190V146ZM94 146H95V148H94ZM5 147L7 149H5ZM9 147L11 148L12 151H10ZM96 147H99V148H96ZM148 147H149V151H148V153H146L147 154V157L144 158V157H142L140 155L141 152L139 151V149H145L146 150V149H148ZM122 148H124V149H122ZM257 148L258 149L260 148V149L258 150ZM262 148H263V150L261 151ZM13 149H16V150H13ZM6 150H8L10 153L8 151H6ZM101 150H102V152H101ZM104 150L107 153L104 152ZM109 150L110 151L112 150V151L110 152ZM14 151H16V152H14ZM108 151H109V153H108ZM116 151H117V153H116ZM3 152H5L6 154H4ZM100 152L103 155L100 154ZM119 152H121V153H126L127 152L128 153L127 156L129 155V161L130 162H129L128 167L125 165V167H123V168L118 167L120 169L117 170L118 169L117 166H119V163L122 160H123V162H125L124 161V158L126 157V155H125V157L122 156V158H121L119 156ZM155 152H156V155L157 156L155 155ZM192 152H194V153L191 154ZM240 152L244 153L243 154L244 155V158L242 157V153H240ZM97 153H99V154H97ZM104 153H106L108 156H106V154H104ZM222 153H224V155H225L227 152H222ZM239 153L241 154V156L239 155ZM253 153H254V155H253ZM3 154L5 156H3ZM94 154H95V156H94ZM134 154H138V155H134ZM189 154L192 155V156H190ZM200 154H203V151H200L199 152V155ZM255 154H256V156H255ZM101 155H102V157H100ZM150 155H152V156H150ZM193 156H194V158H193ZM10 157H12V159H10ZM89 157H90V160H89ZM97 157L100 158V160H101L100 162H99V159ZM136 157H138V158H136ZM157 157L160 160L157 161L156 160ZM220 157L222 158V156H219L216 159H220L221 160ZM152 158H154L155 160H153ZM184 158H186V159H184ZM249 158H250V160H249ZM36 159H37V161H36ZM130 159H132V160H130ZM140 159H142L144 161L142 162V160H140ZM149 159H151L152 161H155V162H152ZM188 159H190V160H188ZM242 159H243V161H242ZM136 160L138 162H140V163H138ZM232 160H234L233 161V162H235L234 164H233V162H231ZM5 161L12 162V164L11 163L3 164V162L5 163ZM13 161H15L16 163L13 164L14 163ZM42 161H43V164L41 163ZM158 162H160V163L158 164ZM97 163L100 166H98ZM108 163H110V164H108ZM113 163H115V164H113ZM145 163H147V164H145ZM237 163H239V164H237ZM152 164L155 166L154 168H153V165ZM190 164L192 165V167H191ZM260 164L263 167L260 166ZM110 165H111V167L107 168ZM188 165H190V167H191L190 170H192V171L189 170V166ZM1 166H2V168H1ZM13 166H16V168H14ZM88 166H89V168H88ZM92 166L96 167L97 169L94 168V167L92 168ZM141 166H143V167H141ZM160 166H161V168H160ZM181 166L182 167L185 166V167L182 168ZM194 166H195V168H193ZM225 166L226 167L228 166L227 168H229V169L228 170H225V168H226ZM37 167H38L39 171L41 172V174H39V171H37L38 170ZM98 167H99V171L100 172L98 171ZM129 167H131L132 169H130ZM150 167H152V170H151ZM240 167H241V169L243 171L240 169ZM242 167H244V168H242ZM253 167H255L254 168V169H256L255 171H253ZM162 168H164L165 170L164 169L162 170ZM172 168H174V167H172ZM257 168H258V171H257ZM137 170L141 171V174H143L145 177H142V175L140 174V172H138ZM187 170H189V171H187ZM110 171L111 172L114 171V174L111 173L112 176L110 175V173H108ZM151 171L154 172V173L151 174ZM156 171L159 172L160 174L158 175V173ZM244 171L246 172V175H245V172ZM247 171H250V172H247ZM251 171H253V172H251ZM135 172H137V173H135ZM144 172H146V173L144 174ZM182 172H184V173H182ZM115 173H116V175H115ZM118 173L119 174L122 173V174L121 175H118ZM155 173H157V174H155ZM190 173H191V176H189ZM232 173H233V175H232ZM251 173H252V175H251ZM16 174H18V176ZM107 174H109L111 177H109V175H107ZM192 174L194 175V178H193V175ZM242 174H243V176H242ZM45 175L46 176L48 175V176L46 177ZM247 175L248 176L250 175V176L248 177ZM2 176L3 175L0 174V182H1ZM100 176H101V179H99ZM117 176H120L119 177L120 179ZM131 177H132L131 180H134V182L137 181V183L136 182L134 183V182L130 181L129 178H131ZM155 177H156L157 180L154 179ZM237 177H238V179H237ZM114 178H116V179L118 178L117 179L118 182H121L120 180H122V179L124 181L121 182L120 184L116 182L117 184H119V186H118L116 183L114 184V182L116 180V179L114 180ZM133 178H136V179H133ZM166 178H167V176L166 177H163V180L164 179L166 180ZM246 178H249V179H246ZM125 180L127 182H129V186L127 185V182ZM243 180H245V181H243ZM26 181H27V183H26ZM152 181H154V182H152ZM214 181H216V180H214ZM53 182H56V183H53ZM158 182H155V183L157 184ZM54 184H56V185H54ZM58 184H60V185L58 186ZM136 184H138V185H136ZM189 184H190V182H188V184H186V185L185 184L184 185H181L180 183H177L176 187L179 188V189H181L180 191L183 190L182 193H189L192 190L191 191L188 190L189 188H187V190H185L186 189L185 186H187V185L190 186L191 185V184L190 185ZM225 184H227L228 187ZM229 184L230 185L232 184V186H230ZM233 184H235L234 185L235 187L233 186ZM236 184H238V185H236ZM114 185H116V186H114ZM244 185L245 186L247 185L246 186V189H245ZM39 186H41V187L39 188ZM45 186H47V187H45ZM113 186H114V188H113ZM125 186H126V188H125ZM116 187L121 188V189H118ZM134 187H135V189H132ZM223 187H224V189L225 188H227V189L224 190ZM122 189H124V190L122 191ZM244 189L245 190H248V191L250 190V191L246 193V191ZM252 189H254V190H252ZM42 190H43V192H42ZM52 190H53V192H52ZM61 190H63V191H61ZM126 190H127V192H124ZM238 191H239V193H238ZM241 191L242 192L244 191V192L242 193ZM34 192H36V193L34 194ZM55 192L57 194H55ZM58 192H59V194H58ZM119 192L122 195V197H120L121 195L118 194ZM128 192L130 194H128ZM44 194H45V196H43ZM49 194H52V196L49 195ZM117 194H118V196H117ZM123 194L124 195L126 194V195L124 196ZM206 194H207V196H206ZM130 195H132V197ZM251 195H252V198H251ZM2 196L3 197L5 196V197L3 198ZM36 196H43V197H38V199H40L39 202H38V200L36 199ZM198 196H201V199ZM245 196H246V198H245ZM47 197L50 198L49 200H51L50 202H52V204L49 202V200L48 201L46 200ZM51 197H52V199H51ZM128 197L130 199H132L134 202L132 200H129ZM239 197H240V200H238ZM241 197L243 198V200H246V201L244 202L243 200H241L242 199ZM55 198H58V200H56ZM2 199H5L7 201L2 200ZM35 199L37 200V202H36ZM62 199H63V201H59V200H62ZM64 199H65V202H64ZM119 199H121L122 201L119 200ZM117 200H119V201H117ZM55 201L57 203H58V201L61 202V203L55 204ZM136 201H138V202H136ZM193 201H195V200H193ZM240 201H242V202L240 203ZM62 202H64V203H62ZM122 202H124V203H122ZM247 202L248 203L250 202L251 204H247ZM252 202H254L253 205H252ZM33 203H35V204H33ZM196 203H197V207H195L196 209L194 208V212L197 213V215H198V213L200 212V209H199L200 207H198V203L199 202H196ZM53 204L60 205V208L61 209L59 208V206L56 207ZM61 204H62V206L64 204V206L61 207ZM236 204H237V206H236ZM37 205H39L40 208H39V206L37 207ZM65 205H66V207H65ZM75 205L77 206V209H76V207H74ZM246 205H248V207ZM120 206H121V208H120ZM179 206H178V209L180 211L183 210V213H184L183 207H179ZM251 206H253V207H251ZM244 207H245V209H243ZM33 208H34V210L36 212H37V210H39L38 216H40V218L42 220H38L39 217L37 216L36 213L34 214L35 211L33 210ZM36 208H37V210H36ZM127 208H128V210H127ZM234 208H237V209H234ZM83 209L86 210V211H84ZM143 209H145V208H143ZM147 209L148 208H146L144 210V213H147V211H148ZM231 209H233V211ZM82 210L84 212H86V213L88 212V213L86 214ZM129 210H130V214H129ZM243 210H244V213L245 214L243 213ZM58 212H60V214H58ZM230 213H232V214H230ZM241 213L244 214L245 216L242 215ZM103 214H104V212H103ZM114 214L111 217H110V214H109V218L108 219H104L105 221H103V223L105 224L106 220L109 221L110 219L112 221V217H113V220H114V217H115ZM235 214H237L238 216L235 215ZM35 215H36V218L38 217L37 219L35 218ZM59 215H60V217L58 218ZM132 215L134 217H131ZM97 216L99 218H94V217H97ZM42 217H44V216H42ZM194 217L196 218L197 216H193L192 219H190V216H186L184 218V220H187L188 221V222L185 221L187 223V224H185V233L189 237H192L191 238L192 241L194 240L193 239L194 235L199 230L200 225L202 224L201 221H200V219L196 218L197 220L196 219L195 220L198 221V222H196L194 220ZM248 217H249V219H248ZM234 218H237V219H234ZM115 219H116V217H115ZM191 220H192V223H191ZM193 220L196 222V224H195V222ZM240 220L242 222L244 221V223L241 222L244 226L239 222ZM108 221L106 223H108ZM230 221H232V222H230ZM3 222H5V223H3ZM135 222H137V224H135ZM245 222H246V224H245ZM103 223H101V224H103ZM193 223H194V225H192ZM197 223L200 224V225H198ZM4 224H8V225H10L11 228L12 227L13 228L12 229L11 228H7L8 226L7 225H4ZM131 224H134V225H131ZM230 224L232 226H234V228L231 227ZM247 224H249V225L247 226ZM195 225L197 226V228L194 227ZM237 226H239L242 230H240ZM40 227H42L43 229H41ZM193 227H194V229H193ZM243 227H245V228H243ZM246 227H247V229H246ZM137 228H139V230ZM9 230H10V232H9ZM40 230L42 232L45 231L46 233L43 234ZM126 230L128 231V233L126 232ZM187 230L190 231V232H188ZM2 231L4 233L3 236H1L2 235ZM239 231H240V233H239ZM245 231H246V233H245ZM40 232L44 236V237L42 236L43 240L46 239V237H47L46 240L42 241V238L40 237ZM9 233H11L10 235H13L12 236V238L14 237L13 240H12L11 236L8 235ZM234 233H235V235H234ZM46 234H47V236H45ZM191 234H193V236ZM4 235L5 236H7V235L9 236V237L8 236L6 237L7 239L9 238L8 239L9 241H6V244L4 242L5 241V236ZM48 235L51 236V239H50V237ZM129 235H131V236L128 237ZM67 236H68V238L70 237L69 235H67ZM259 236H261V237H259ZM48 238L50 239V241H49ZM143 238L145 240H147V242H149V243H147V244H144V243L143 244H140L141 243V239H142V242H143ZM233 238H235V239L232 240ZM243 239H244V241H243ZM11 240H12V242H11ZM235 243H237V244H235ZM238 243H239V246H238ZM128 244L129 245L132 244V245L129 246ZM47 245L49 246V248H47ZM73 246H76V247H73L71 249H73L72 252H74V255H75L74 258H75V260H77L76 261L77 263H79L78 260L81 257H83L82 259H80V262L83 261L82 262L83 264H87V263L88 264H107V261L106 260H103V259L101 260V258H99L97 256L98 249L92 248L93 250L91 249L92 251H90L87 254L85 252V254L87 255L86 256L83 253L84 251L82 252L81 248H79L77 245H73ZM127 246H128V248H127ZM236 246H238V247H236ZM231 247L233 249H231ZM75 248L76 249L77 248L80 249L79 250L80 253H78L79 254L78 256H76L78 250H76ZM228 248L230 249V252L228 251L229 250ZM239 248H240V250H238V253H239L238 254L236 252H237V249H239ZM71 249H70V254H71ZM128 249H130L131 252ZM94 250H97V252L94 251ZM243 250H245V251H243ZM233 251H235V252H233ZM75 252H76V254H75ZM92 252H94V253H92ZM95 252H96V255H95ZM127 252L128 253L130 252V253L128 254ZM3 253H5V255ZM81 253L83 255H81ZM244 253L245 254L246 253L248 254V255L246 254L248 256V258H247L246 255H243ZM71 255H73V253ZM126 255H127V257H126ZM158 255H160V256H158ZM229 255H231V256H229ZM2 256H5V257H2ZM84 256H86V257H84ZM249 256L251 257V259H250ZM256 256H259V259H258V257L256 259ZM6 257H9V258H6ZM153 257L155 259L156 258L157 259L156 260L154 259L155 260L154 261L153 260ZM46 258H47V260H49V262L47 260H45ZM87 258L89 259V261H88ZM96 258H98L97 259V260H99L98 262H97ZM1 259H3V260H1ZM157 260L160 261V262L158 263ZM223 260L226 261L227 263L226 262L224 263ZM233 260H236V261H233ZM241 260L243 262H241ZM95 261H96V263H95ZM132 261H133V263H132Z\"/></svg>","mask_w":264,"mask_h":264}]
</instances>
